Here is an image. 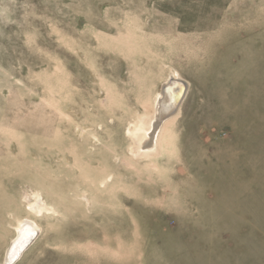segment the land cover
<instances>
[{
	"label": "rangeland",
	"instance_id": "1",
	"mask_svg": "<svg viewBox=\"0 0 264 264\" xmlns=\"http://www.w3.org/2000/svg\"><path fill=\"white\" fill-rule=\"evenodd\" d=\"M24 219L13 264H264V0H0V264Z\"/></svg>",
	"mask_w": 264,
	"mask_h": 264
},
{
	"label": "bare ground",
	"instance_id": "2",
	"mask_svg": "<svg viewBox=\"0 0 264 264\" xmlns=\"http://www.w3.org/2000/svg\"><path fill=\"white\" fill-rule=\"evenodd\" d=\"M180 78L175 74L169 73L167 79L164 83L167 82L168 78ZM181 79V78H180ZM162 97L161 91L154 98L153 108L151 109L152 114L149 119L140 122L134 127V129L130 130V135L135 141V147L133 148V152L135 155H153L157 152V146H159V140H161V136L165 134L168 130H170L174 117L177 114L179 107L175 114L171 115L168 118L161 119L158 112L159 100ZM146 109H149L146 107ZM36 202V205H34ZM30 207H33L35 212L39 213L42 210L50 211L48 206H45L40 197H35L30 203ZM39 231V227L29 219L22 220L17 227L18 238L14 242V247L8 252L7 259L10 260L16 254L19 253L20 249L26 246L27 242L30 241L31 237Z\"/></svg>",
	"mask_w": 264,
	"mask_h": 264
},
{
	"label": "water",
	"instance_id": "3",
	"mask_svg": "<svg viewBox=\"0 0 264 264\" xmlns=\"http://www.w3.org/2000/svg\"><path fill=\"white\" fill-rule=\"evenodd\" d=\"M187 88H188L187 81L173 77L168 78L167 82L161 85L160 91L162 97L160 98L158 105V112L161 119L168 118L176 113L177 108L179 107V105L181 104L183 98L187 93ZM37 233H35L31 237L30 241L27 242L26 246L20 249L18 254H16L13 258L8 260L7 259L8 252L12 249V247H14V242L18 238V234H16V237L11 242L7 250L4 264H13L20 257L21 253L30 245V243L37 235Z\"/></svg>",
	"mask_w": 264,
	"mask_h": 264
}]
</instances>
